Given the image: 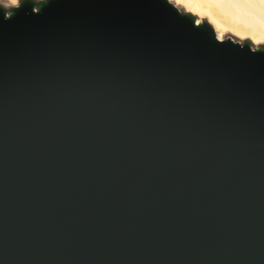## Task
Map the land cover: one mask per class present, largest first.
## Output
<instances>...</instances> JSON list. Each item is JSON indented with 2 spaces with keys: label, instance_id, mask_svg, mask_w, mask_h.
I'll use <instances>...</instances> for the list:
<instances>
[{
  "label": "water",
  "instance_id": "95a60500",
  "mask_svg": "<svg viewBox=\"0 0 264 264\" xmlns=\"http://www.w3.org/2000/svg\"><path fill=\"white\" fill-rule=\"evenodd\" d=\"M4 10L0 264H264V69L145 0Z\"/></svg>",
  "mask_w": 264,
  "mask_h": 264
},
{
  "label": "snow or ice",
  "instance_id": "6c2138e0",
  "mask_svg": "<svg viewBox=\"0 0 264 264\" xmlns=\"http://www.w3.org/2000/svg\"><path fill=\"white\" fill-rule=\"evenodd\" d=\"M255 2L256 0H145L147 7L154 9L190 45L201 49L208 56L235 66L247 68L259 66L264 69V47L253 51L252 47L245 43L238 44L239 47L234 48L232 45H237V43L232 39H224L217 32L215 24L210 22L208 15H201L198 11L183 7L185 4L207 6V10L214 14L219 13L243 20L248 6ZM62 3L63 0H47V5H51L53 8ZM41 11V9H37L36 14H40ZM14 15L15 11L9 14L7 10H4L0 13V33L4 32ZM205 24L209 26L210 39L209 35H205V29L202 27ZM228 40L231 43H228Z\"/></svg>",
  "mask_w": 264,
  "mask_h": 264
},
{
  "label": "clouds",
  "instance_id": "9594fccd",
  "mask_svg": "<svg viewBox=\"0 0 264 264\" xmlns=\"http://www.w3.org/2000/svg\"><path fill=\"white\" fill-rule=\"evenodd\" d=\"M183 7L198 11L201 15H208L210 22L215 24L217 32L224 39H232L241 45L247 43L253 51L264 47V0H256L249 5L243 20L219 13L214 14L207 10V6L185 4Z\"/></svg>",
  "mask_w": 264,
  "mask_h": 264
},
{
  "label": "rangeland",
  "instance_id": "374dc122",
  "mask_svg": "<svg viewBox=\"0 0 264 264\" xmlns=\"http://www.w3.org/2000/svg\"><path fill=\"white\" fill-rule=\"evenodd\" d=\"M0 4L4 5L6 7H12L11 5H13V4L9 3L7 0H0Z\"/></svg>",
  "mask_w": 264,
  "mask_h": 264
},
{
  "label": "bare ground",
  "instance_id": "6f19581e",
  "mask_svg": "<svg viewBox=\"0 0 264 264\" xmlns=\"http://www.w3.org/2000/svg\"><path fill=\"white\" fill-rule=\"evenodd\" d=\"M7 1H8L9 3L13 4V5H11L12 7L18 5L19 2H20V0H7Z\"/></svg>",
  "mask_w": 264,
  "mask_h": 264
}]
</instances>
